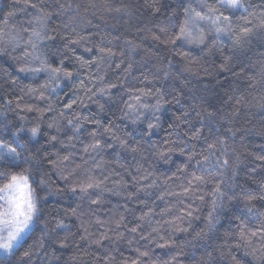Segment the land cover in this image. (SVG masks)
<instances>
[{
	"label": "clouds",
	"instance_id": "clouds-1",
	"mask_svg": "<svg viewBox=\"0 0 264 264\" xmlns=\"http://www.w3.org/2000/svg\"><path fill=\"white\" fill-rule=\"evenodd\" d=\"M0 264H264V0H0Z\"/></svg>",
	"mask_w": 264,
	"mask_h": 264
}]
</instances>
